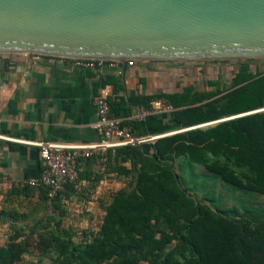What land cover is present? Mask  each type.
Listing matches in <instances>:
<instances>
[{
	"label": "trees",
	"instance_id": "16d2710c",
	"mask_svg": "<svg viewBox=\"0 0 264 264\" xmlns=\"http://www.w3.org/2000/svg\"><path fill=\"white\" fill-rule=\"evenodd\" d=\"M143 98L165 99L183 127L243 115L153 146L121 147L123 159H132L136 184L113 197L99 231L75 241L49 221L36 237L20 239L25 232L15 224L14 235L0 244V264L20 263L31 248L54 253L53 264H264V212L231 214L203 202L183 186L175 163L184 156L236 188L264 195V71L245 62L230 83L210 79L204 88L193 84ZM111 105L115 114L123 108ZM40 194L46 201V188Z\"/></svg>",
	"mask_w": 264,
	"mask_h": 264
},
{
	"label": "crops",
	"instance_id": "0c3cea01",
	"mask_svg": "<svg viewBox=\"0 0 264 264\" xmlns=\"http://www.w3.org/2000/svg\"><path fill=\"white\" fill-rule=\"evenodd\" d=\"M130 60L134 64L128 63L127 68L117 61L114 66L94 70L69 60L0 53V244L7 232L1 227L23 225L24 208L36 216L41 211L39 203L48 207L47 220L69 230L75 241L92 237L101 228L113 197L133 189L137 173L132 159L124 160L118 151L125 145L110 148L106 160L98 155L83 158L78 179L55 202L40 197L43 185L30 184L41 178L44 169L36 142L86 145L102 140L95 128L98 97L122 103L119 114L112 112L122 127L140 136L157 137L144 143L147 145L202 127L203 123L183 127L172 116L174 107L163 98H143L181 91L196 85L194 79L184 84L177 73H168V61ZM144 109L150 112L136 118ZM26 189H30L29 195ZM25 202L30 204L25 206Z\"/></svg>",
	"mask_w": 264,
	"mask_h": 264
},
{
	"label": "water",
	"instance_id": "95a60500",
	"mask_svg": "<svg viewBox=\"0 0 264 264\" xmlns=\"http://www.w3.org/2000/svg\"><path fill=\"white\" fill-rule=\"evenodd\" d=\"M0 53L125 68L130 59L264 57V0H0Z\"/></svg>",
	"mask_w": 264,
	"mask_h": 264
},
{
	"label": "rangeland",
	"instance_id": "374dc122",
	"mask_svg": "<svg viewBox=\"0 0 264 264\" xmlns=\"http://www.w3.org/2000/svg\"><path fill=\"white\" fill-rule=\"evenodd\" d=\"M164 61H168L166 62L167 65H169L168 73H177V78L182 79L184 84L185 81L194 79L198 88H204L210 79L220 78L222 82L230 83L240 66L245 62L249 63L253 70L258 68L264 71V57ZM171 66H174V68ZM241 115H243V113L203 123L202 127L211 126V124L214 125L219 123L217 121H225ZM175 163L181 175L183 186L195 197L202 199L203 202L211 203L215 208L231 214H241L246 210L264 212V195L236 188L223 181L218 175L206 170L202 165L190 162L184 156L178 157ZM29 204L28 202L24 203L25 206ZM27 209V207L24 208V215H26V217H24L23 225H17V227L23 226L25 232V234L20 236V239L25 238L27 235L36 237L41 230L45 229L47 223L48 226L51 223L47 220L48 207L46 204L39 203V209H41V211L38 212L36 216L28 214L27 212L29 211ZM36 224L38 225L36 226ZM1 228L7 231L5 240L1 242L5 244L11 235H14L15 228L14 226L9 227V225H3ZM54 256V253L40 254L35 248H31V251L27 253L24 259L18 264H53Z\"/></svg>",
	"mask_w": 264,
	"mask_h": 264
},
{
	"label": "built area",
	"instance_id": "2783aa9c",
	"mask_svg": "<svg viewBox=\"0 0 264 264\" xmlns=\"http://www.w3.org/2000/svg\"><path fill=\"white\" fill-rule=\"evenodd\" d=\"M35 55L39 58L45 56L50 60H59L60 62L69 60L78 67L94 70L103 69L106 65L114 66L117 63V60L112 59ZM129 64H134V61L130 60ZM96 106L98 116L95 128L102 136L100 142L86 145H68L53 141H38L35 143L40 149L44 169L41 178L30 181V184L33 186L43 185L47 190V200L50 202H55L66 187L78 179L80 163L83 158L98 155L106 160L110 148L122 145H142L157 138L140 136L132 129L122 127L121 121L113 116L112 105L105 96L96 99ZM149 112L148 109L141 110L135 114V117L143 118Z\"/></svg>",
	"mask_w": 264,
	"mask_h": 264
}]
</instances>
